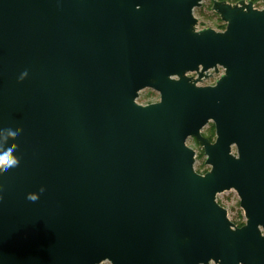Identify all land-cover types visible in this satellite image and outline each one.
<instances>
[{
	"label": "water",
	"instance_id": "1",
	"mask_svg": "<svg viewBox=\"0 0 264 264\" xmlns=\"http://www.w3.org/2000/svg\"><path fill=\"white\" fill-rule=\"evenodd\" d=\"M203 1L0 0V264H264V6Z\"/></svg>",
	"mask_w": 264,
	"mask_h": 264
},
{
	"label": "rangeland",
	"instance_id": "2",
	"mask_svg": "<svg viewBox=\"0 0 264 264\" xmlns=\"http://www.w3.org/2000/svg\"><path fill=\"white\" fill-rule=\"evenodd\" d=\"M250 1H252L254 6L256 7L263 8L264 6V0H246V2ZM194 16L197 17V27L200 30H202L204 27L222 30L221 27L225 25L224 23H222L219 16H217L212 11V0H204L202 2V6L194 10ZM218 77L219 76L215 74L210 79L205 80L202 84L213 85ZM138 100L159 102L160 96L153 90H144L140 93ZM212 126L213 124L209 123V125H207L203 129L202 135L204 137L208 138L211 133ZM214 139L215 137L212 140L214 141ZM187 145H192V149L196 153V162L194 168L204 172H208L210 167L205 165L206 158L204 156L203 149L198 145L196 140L192 138L187 140ZM218 202L220 205H226L231 222H235L236 224H245V218L243 216L242 210L239 207V199L235 192H229L227 194L219 196ZM103 264L109 263L105 262Z\"/></svg>",
	"mask_w": 264,
	"mask_h": 264
},
{
	"label": "clouds",
	"instance_id": "3",
	"mask_svg": "<svg viewBox=\"0 0 264 264\" xmlns=\"http://www.w3.org/2000/svg\"><path fill=\"white\" fill-rule=\"evenodd\" d=\"M27 76V73L25 72L20 79L23 80ZM7 132V136L5 137L6 146L0 149V171L2 172H8L13 168H17L19 166L20 160L17 156H15L13 153L17 149L16 144H9L8 138L15 139L17 135L22 131L20 128H12L10 130H5ZM44 189H41V192H43ZM2 199V198H0ZM28 199L30 201H37L39 197L36 194H29Z\"/></svg>",
	"mask_w": 264,
	"mask_h": 264
},
{
	"label": "trees",
	"instance_id": "4",
	"mask_svg": "<svg viewBox=\"0 0 264 264\" xmlns=\"http://www.w3.org/2000/svg\"><path fill=\"white\" fill-rule=\"evenodd\" d=\"M240 1H246V0H225V2L229 3V4H237L239 3ZM225 25L221 27L222 30H225ZM215 137V129H214V126H212V129H211V133L210 135L208 136V139L210 141H212V139ZM242 225V224H241Z\"/></svg>",
	"mask_w": 264,
	"mask_h": 264
},
{
	"label": "flooded vegetation",
	"instance_id": "5",
	"mask_svg": "<svg viewBox=\"0 0 264 264\" xmlns=\"http://www.w3.org/2000/svg\"><path fill=\"white\" fill-rule=\"evenodd\" d=\"M215 140V139H214ZM214 142V141H213ZM239 199V198H238ZM217 202H218V197H217ZM219 203V202H218ZM239 207H240V200H239ZM240 209H241V207H240ZM242 210V209H241ZM243 212V211H242ZM243 216H244V214H243ZM229 217V216H228ZM230 220V219H229ZM231 221V220H230ZM245 222H246V220H245ZM234 225H235V227L237 228V229H241L245 224H236L235 222H232Z\"/></svg>",
	"mask_w": 264,
	"mask_h": 264
},
{
	"label": "built area",
	"instance_id": "6",
	"mask_svg": "<svg viewBox=\"0 0 264 264\" xmlns=\"http://www.w3.org/2000/svg\"><path fill=\"white\" fill-rule=\"evenodd\" d=\"M199 30H200V29H199ZM219 70H220V74L218 75L219 77L217 78V80L220 78V76H221V74H222V72H223L222 69H219ZM211 75H212V77H213V75H215L214 72H211ZM192 76H196V75L193 74ZM196 77H197V76H196ZM217 80H216V81H217ZM216 81L214 82L213 85H215ZM231 192H233V191H231ZM227 193H229V192H225V193H223V194H221V195H224V194H227ZM221 195H218V197L221 196Z\"/></svg>",
	"mask_w": 264,
	"mask_h": 264
}]
</instances>
